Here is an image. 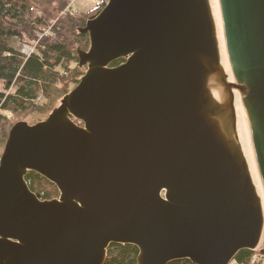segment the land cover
<instances>
[{"label": "water", "instance_id": "1", "mask_svg": "<svg viewBox=\"0 0 264 264\" xmlns=\"http://www.w3.org/2000/svg\"><path fill=\"white\" fill-rule=\"evenodd\" d=\"M218 3L233 81L210 0H109L80 28L85 75L47 118L15 123L1 155L0 264H105L112 243L137 245L138 264L257 249L235 103L237 90L264 186V0ZM30 170L60 196L42 199Z\"/></svg>", "mask_w": 264, "mask_h": 264}, {"label": "trees", "instance_id": "2", "mask_svg": "<svg viewBox=\"0 0 264 264\" xmlns=\"http://www.w3.org/2000/svg\"><path fill=\"white\" fill-rule=\"evenodd\" d=\"M71 0H0V79L7 84L16 82L15 92L6 95L0 89V108L14 111L21 118L31 113H50L56 104L80 81L84 70L79 66V49H88L89 33L80 28L86 24L88 14L100 11L106 5L90 11L77 12L71 8ZM52 26V37L40 39L38 49L25 58L18 49L11 46V39L34 36L36 31ZM120 58L112 63L116 66L124 62ZM44 97L45 101L34 99ZM80 122V121H79ZM82 124V122H80ZM14 122L0 114V148H3ZM2 152H0L1 158ZM30 188L40 193L42 199L60 196L55 183L37 171L26 174ZM140 249L134 244L112 243L108 248L105 264H138ZM253 249H243L237 253L238 264H249L255 255ZM169 264H196L190 259H180Z\"/></svg>", "mask_w": 264, "mask_h": 264}, {"label": "rangeland", "instance_id": "3", "mask_svg": "<svg viewBox=\"0 0 264 264\" xmlns=\"http://www.w3.org/2000/svg\"><path fill=\"white\" fill-rule=\"evenodd\" d=\"M103 1L104 0H71V3H70L71 8L70 9H72V10L74 9L77 12L90 11V10L94 9L95 7L96 8L99 7L100 3H102ZM105 1L107 4V2L109 0H105ZM210 3H211V7H212L213 14H214L216 27H217V36H218V40H219L221 62L223 64L225 70H232L231 64L229 61V57H228V53H227V48H226L224 29H223V23H222L219 3H218V0H210ZM97 13H98V11L95 10L93 13L88 14L89 16L86 20V24H87V21L93 15H95ZM55 21L56 20H53L48 26L42 27L41 29L37 30L36 34L34 36H26L24 41L22 39H19L18 37H13L11 39V46L18 49L22 54H24L25 58L31 57L36 52V50L38 49V44L40 42V39H42L43 37H52V35H53L52 26L55 23ZM86 24L84 26H86ZM89 37H90V34H89ZM25 41H27V44L31 45L28 51L25 50L26 49V46L24 44ZM90 45H91V38H90ZM90 45H89V47H90ZM89 47H88V49H89ZM88 49H82V50H88ZM79 50H81V49H79ZM78 59H79V51H78ZM79 66H80V64H79ZM81 68L84 70L83 75H85V73L88 69V66H84ZM82 76H81V78H82ZM81 78H80V80H81ZM74 88H72L71 90H73ZM0 89L2 91H4L6 93V95H8V94H11V93L16 91L17 85H16L15 81H13L11 83V85H8L6 79H0ZM34 99L39 100V101L41 100V103L43 101H45L44 97H35ZM62 99L56 104L55 107H57L61 104ZM53 109H52V111H53ZM50 113L34 112V113H31L29 116H27L26 118L23 119V118L19 117L18 114H16L14 111L5 110V109L0 108V114H2L7 120L14 122V124L17 123L18 121H22V120H25L31 124H34V123H37V122L47 118V116ZM240 116L242 118L241 119L242 123L240 122ZM237 117H238V119H237V130H238L239 140H240V143H241L242 148L244 150V154L246 156V159L248 161L253 181L256 185V188H257L259 195L261 196L263 208H264V186H263V182H262L261 175L259 172L257 160L255 157V151H254V147H253V141H252L251 133L249 130V126H248L247 120L245 122V119H244V116L242 114L240 106H237ZM6 141H5V144H6ZM5 144H4L3 148H0V152H2V153L4 151ZM254 250L256 251L255 255L253 256V258L251 259V262L249 264H264V230H263L261 242H260L259 246L257 247V249H254ZM230 264H238V262L235 259H233Z\"/></svg>", "mask_w": 264, "mask_h": 264}, {"label": "bare ground", "instance_id": "4", "mask_svg": "<svg viewBox=\"0 0 264 264\" xmlns=\"http://www.w3.org/2000/svg\"><path fill=\"white\" fill-rule=\"evenodd\" d=\"M226 73L228 74V77L231 81L234 80V74H233V71L232 70H226ZM236 110H237V106H240L241 108V111H242V114L244 116V119H245V122H246V115L244 114L245 113V105H244V101H243V95L241 92L237 91L236 90ZM243 106V107H242ZM241 116H240V122H241ZM242 123V122H241ZM254 147V145H253ZM255 151V150H254ZM256 157V155H255Z\"/></svg>", "mask_w": 264, "mask_h": 264}, {"label": "built area", "instance_id": "5", "mask_svg": "<svg viewBox=\"0 0 264 264\" xmlns=\"http://www.w3.org/2000/svg\"><path fill=\"white\" fill-rule=\"evenodd\" d=\"M24 44H25V46H26V49H25V50H27V51H28L31 45H30V44H27V41H25V43H24Z\"/></svg>", "mask_w": 264, "mask_h": 264}]
</instances>
